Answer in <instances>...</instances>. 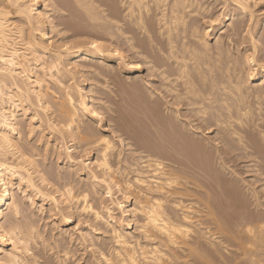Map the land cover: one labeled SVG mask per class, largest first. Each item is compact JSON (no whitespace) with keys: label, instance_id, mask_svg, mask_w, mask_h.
Returning a JSON list of instances; mask_svg holds the SVG:
<instances>
[{"label":"bare ground","instance_id":"obj_1","mask_svg":"<svg viewBox=\"0 0 264 264\" xmlns=\"http://www.w3.org/2000/svg\"><path fill=\"white\" fill-rule=\"evenodd\" d=\"M212 1L217 15L203 0H0V264H81L84 254L92 259L90 264H264V40L260 36L263 42L257 46V36L247 26L246 21L254 18L248 0ZM231 7L235 14L230 16ZM220 16L231 17L234 24L227 36L230 42L214 34L211 45V28L221 23ZM198 20L207 22L201 27ZM240 30L248 33L249 39L244 38L245 43L250 41V53L236 57L229 48L243 45V39L241 44L237 41ZM143 69L156 79V87L145 78L147 73L142 75ZM106 77L114 89L106 102L118 106L113 110L114 119L119 116L122 121L117 127L119 132L127 130L131 136L125 137L132 142L122 141L117 122L112 126L102 112L106 102L96 88ZM49 83L61 95L54 97L55 104L52 100L54 106L46 100L55 94L47 96L46 91L52 90ZM34 102L45 114L50 112L52 122L42 120L61 146L51 145L43 136L32 146L42 139L45 149L50 144L57 156L63 147L65 165L71 170L82 165L78 171L105 186L110 199L113 184L121 201L115 196L110 206L102 207L107 198L101 203L102 193L94 182L78 189L74 180L82 177L74 175L73 180V172H57L54 180L50 168L38 169L37 158L43 157L39 146L37 152L28 146L31 143L23 148L16 144L20 140L14 141L13 135L20 136L24 125L16 118L33 106L36 113L39 104ZM160 111L162 119L157 116ZM34 114L23 122L29 136L35 130L40 135L45 131L41 122L33 124ZM142 136L148 143L138 142ZM65 138L79 156L69 153ZM24 147L30 151L21 150ZM127 147L131 155L121 156ZM94 150L96 158L77 161ZM131 171L136 175L129 180ZM189 180L196 187L193 191L199 190L202 216L192 203L183 201L185 193L196 194L185 188L192 187ZM156 191L161 196H153ZM57 194L68 214L59 216V221L55 215V222L68 227L76 221V226L84 216L95 226L79 236H73L70 228L58 232L61 238L54 231L44 235L39 223L25 213L24 203L31 208L36 205L33 198L38 199L42 210L44 203L58 202ZM103 209L107 217L100 215ZM114 210L120 217L111 216ZM133 228L139 238L131 233ZM102 232L109 236L105 238L109 244L102 242ZM231 245L239 250L232 257Z\"/></svg>","mask_w":264,"mask_h":264},{"label":"rangeland","instance_id":"obj_2","mask_svg":"<svg viewBox=\"0 0 264 264\" xmlns=\"http://www.w3.org/2000/svg\"><path fill=\"white\" fill-rule=\"evenodd\" d=\"M205 1H206L207 3L209 2L208 4H210V6H212L211 8H212L213 10H215V11H213V10H212V11L217 15V14H218V9H217V8L215 9L216 4H215V3L213 4V1H212V0H203V2H205ZM211 2H212V3H211ZM229 4H230V3H228L227 6H228ZM248 4H249V6H250L251 11L253 12V17H254V18L251 19V21H246V22H247V26L249 25L248 27H249V29H250V33H251L252 30H253V32H252L251 34H253L254 37L257 36V38H256V45H257V46H260V44H261L260 42H263V40H264V0H261V1H260V0H248ZM231 9H232V7L230 8V12H231V13L229 14V12H228V15H230V16L235 14L234 11H233V14H232V10H231ZM233 9H234V8H233ZM234 10H235V9H234ZM222 11H223V10H222ZM223 13H225V10L223 11ZM245 17H246V16H245ZM196 18H198V17H196ZM221 20H222V21H221ZM231 20H232L231 17H224V18H223V16H220V21H219V22H221V23H217V22H216V24L214 23L215 25H213L212 28H211L212 32L214 31L213 34H211V37H210V43H211V45H213L212 43L214 42V41H213V39H214V34H216V36H221L223 42H225V43L230 42V40H227V39H228L227 36H228V34H229V36L231 35V27L234 26V24H231ZM15 21L17 22L16 19H15ZM204 21H205V23L207 22V20H204ZM204 21H199V20H198V21H197V22H198L197 24H198L199 26L203 27V26H204L203 24H205ZM246 22H245V23H246ZM248 22H249V23H248ZM17 23H18V22H17ZM218 24H219L220 26H219ZM251 24H252V25H251ZM261 24H263V25H261ZM198 25H197V26H198ZM245 25H246V24H244L243 26H245ZM253 25H254V26H253ZM199 26H198V27H199ZM247 26H245L244 29H246ZM256 26H257V27H256ZM215 27H216V28H215ZM220 27H222V29H221V30H218V28H220ZM213 28H215V29H213ZM251 28H252V29H251ZM253 28H255V29L257 28L256 31H255V29H253ZM244 29H242V30H244ZM247 29H248V28H247ZM242 30H240V32H241L242 35L238 38L239 40H237V41L240 42V43H238V42H237V43H238V44H241V43L244 41V43H242L243 45H240V46H239L240 48L238 47L237 49H235L236 46H235L234 48H232V45H231L230 48H229V50H231V52H233V53L236 54V55L238 54L236 57H238V56L240 57V55H242L243 53H245V52L250 48V47H249V46H250V41H249V43H245V41H247V39H249V38L247 37V36H248V33L246 32V30L243 31V32H242ZM217 31H218V32H217ZM244 32H245V33H244ZM209 33H210V31H209ZM256 33H257V34H256ZM259 33H260V34H259ZM254 34H255L256 36H255ZM246 35H247V36H246ZM258 35H259V37H258ZM242 36H243V37H242ZM244 36H245V38H247V39H245ZM260 36L263 37V40H261V41H259L260 39H262V37H260ZM249 37H250V36H249ZM212 38H213V39H212ZM225 39H226V41H225ZM240 39H241V40H240ZM242 39H243V41H242ZM247 42H248V41H247ZM257 43H258V44H257ZM245 44H246V45H245ZM248 44H249V45H248ZM244 45H245V46H244ZM243 46H244V47H243ZM243 48H244V49H243ZM245 48H246V50H245ZM232 49H233V51H232ZM234 49H235V50H234ZM234 51H235V52H234ZM26 53H27V52H26ZM249 53H250V50L247 51L245 54H248V55H249ZM30 64H32V63H30ZM30 64H29V65H30ZM99 65H100V64H99ZM99 65H98V66H99ZM28 68H29V66H28ZM142 73H143L142 75L145 76V74H146L147 72H146V71L144 72V69H143V70H142ZM259 74H260V73L258 72V75H259ZM76 77H77V78H76ZM76 77H75L74 80L76 81L77 86H78L79 88H82V80H81L80 78H78V76H76ZM121 77H122V76H121ZM146 77H148V73L146 74L145 78H146ZM106 78H107V79H106ZM106 78H105V81H106L107 83H106L105 81H103V80H100V79H102V78H100V79L98 80V82L100 81V82L98 83V86H99V84H100V86H99V87L97 86V88H96V91H97L96 93L100 94L99 92L102 91L101 93L104 94V96L101 95V96H103V97H102L103 100L105 99L104 102H106L107 99L109 100L110 98H113V95H112L113 92H110V91L114 90L113 87H112V85H109L110 81H107L109 78H108V77H106ZM148 78L151 79V80H150V81H151V82H150L151 85H154V86L156 87V84H155L156 82H155V83L153 82L154 80L156 81V79H154V77H152V76H151V77L149 76ZM148 78H147V79H148ZM148 80H149V79H148ZM148 80H147V81H148ZM75 81H73V84L75 83ZM78 81H81V82H78ZM102 81L105 82V84H106L107 86H106L104 83L101 84ZM77 82H78V83H77ZM70 83H71V82H69V84H70ZM79 83H80V84H79ZM88 84H90V82H89ZM252 84H253V86H254V85H256V84H259V82H258V83H257V82H256V83L253 82ZM51 85H52V87H51ZM70 86H73V85L71 84ZM101 86H103V88H105V89H102ZM105 86H106V87H105ZM48 87H50L52 90H53V89H54V90H53V91L51 90V91H49V93H48V90H50V89H48V90L46 91L47 96H49V94H50L51 92H53V93L58 92V93L60 94L59 90H56L57 88L54 87V85H53L52 83H49V84H48ZM53 87H54V88H53ZM98 88H99V89H98ZM55 90H56V91H55ZM103 90H104V91H103ZM98 91H99V92H98ZM58 93L52 94V96H51V94H50V96H51L50 99L47 97L46 100H47L48 104L54 106V104H55V103H54V102H55V99H58V98H59V95H57ZM54 95H56V96H54ZM54 97H56V98L54 99ZM106 97H107V98H106ZM60 98H61V95H60ZM60 98H59V99H60ZM53 99H54V100H53ZM52 100H53V102H52ZM108 100H107V101H108ZM49 101H50V102H49ZM110 101H111V100H110ZM51 102L54 103V104H52ZM91 103H93V102L91 101ZM109 103H110V102H109ZM109 103L106 102L105 105H104L105 108H104V107L102 108V112H105V113H103V114H104V116L106 117V120L109 119V120H110V121H109L110 124L112 123L111 125L114 126V127H115V124H114V123L117 122V123H116V127H115V129H117L116 131H118V133L121 134V139H122V141L126 139L124 142H127V141L132 142V139H127V138L125 137V136H127V137L129 138V135L131 136V134H129V133L127 132V130L123 131V129L119 132V127H117V124H119L120 122L122 123L121 120L119 121V119H120L119 116L116 115V116L118 117V119H117V120L114 119V118H116V117H115V113H113V110H115L116 108H118V106H116L115 104L112 105V104H109ZM36 104H37V103L34 102V105H35L36 107H37L38 104H39V106H38L39 108H38V107H37L38 109L36 108V110H38V111H36V113H35V110H34L35 107L33 106V110H34V111L32 110V107H31V108L29 109V111L26 112V114L24 115V117H21V116H22L21 113H20L21 115H18V116H17L16 120L18 119L19 121H21V124H24V125L21 126V128H22L21 130H20V125H19V128H18V129H19L20 131H18V133H19L20 136H18L17 133L14 134V135H13V140H14V141H15V140H20V142L22 141L23 143H22V142L20 143V142H17V141H15V142H16V144H18V145L21 144L20 146L23 148L22 145H24V144L26 145V143L29 144V143H31L33 140L35 141L36 138L39 139L40 137L42 138V136H43V139H44V137L48 138V140L50 139V140H49L50 144H51V145H54V146L57 147V148H59L58 145L60 144V146H61V140H60V138H58V136L55 135V134H52V135L50 134V135H49L50 132L47 131V130H48L47 127H46V122H48L47 120H49V121L52 122V118H50V116H49V115H50V112L46 113L47 115L49 114V115H48L49 117H48V116L45 114V112H44L42 109H40V108H41V107H40V103H38L37 105H36ZM93 104H95V103H93ZM93 104H90V105L93 106ZM107 104L110 105L109 109H106V107L109 106V105H107ZM91 106H90V108H91ZM119 106H121V105H119ZM88 108H89V107H88ZM105 109L108 110V112H107ZM30 110H32V111H30ZM103 110H104V111H103ZM111 110H112V111H111ZM117 110H118V109H117ZM161 110H163V107H161ZM39 111H40V113H39ZM110 111H111V112H110ZM119 111H120V110H119ZM41 112H42V113H41ZM27 113H28V114H27ZM30 113H31V115H30ZM34 113H35L36 115H39V116L42 115V116H40V117L38 116V118H37V117H35L36 115H35ZM38 113H39V114H38ZM120 113H121V112H120ZM33 114L35 115V116H34L35 121H34L33 124H35V125L37 126V125L41 122V123L43 124V125L40 124V126H41V130L44 129V130H45V131H44L45 133L43 132V134L40 135L39 132H38L39 130H35V132H34V133H31V135L29 136V134H30V133L28 132L29 128L27 127L28 124L26 125V123H28V122H27V121H28V116L30 117V116H32ZM160 114L163 115V111H162V113H161V111H160V113H157V116L160 117ZM43 116H44V117H43ZM162 117H163V116H162ZM162 117H160V118L162 119ZM47 118H49V119H47ZM20 119H21V120H20ZM38 119H39V120H38ZM42 119H44L46 122H45L44 120H42ZM50 119H51V120H50ZM18 120H17V121H18ZM26 120H27V121H26ZM43 121L45 122V124H44ZM23 122H26V123H23ZM35 122H36V123H35ZM37 122H39V123H37ZM118 122H119V123H118ZM18 123L20 124V122H18ZM49 123H50V122H49ZM43 126H44V128H43ZM118 126H119V125H118ZM24 127H25V129H23ZM45 127H46V128H45ZM27 128H28V129H27ZM26 129H27V130H26ZM26 131H27V132H26ZM46 131H47V132H46ZM20 132H21V133H20ZM121 132H122V133H121ZM126 132L128 133L127 135H126ZM27 133H29V134H27ZM95 133H97V134H96V136H97V135H98V131L95 130ZM123 133H125V134L123 135ZM189 133H190V132H189ZM22 134H23V135H22ZM24 134H25V136H24ZM26 134H27V135H26ZM36 134H37V135H36ZM38 134H39V135H38ZM54 135H55L56 137H55ZM16 136L19 137V138L17 139ZM22 136H24V137H23L24 139H22ZM26 136H27V137H26ZM15 137H16V138H15ZM137 137H139V136H137ZM145 137H146V136H144V137L142 136L143 139L141 138L143 142H142V141H138V142L142 144V143H144V142L147 141V143H148V140H145ZM130 138H132V137H130ZM139 138H140V137H139ZM21 139H22V140H21ZM38 139H36V141H37ZM56 139H57V140H56ZM136 139H138V138H136ZM146 139H147V138H146ZM65 140H66V141H65V144H67V143L69 142V143L67 144V145H69V146L66 145V147H68L69 150L71 151V152H69V153L73 154L72 156H75V157H76V155L79 156V155H80L79 153H76V154H75L76 151L73 152V147H72L73 145H72V142H70V141L68 140V138H67V139L65 138ZM34 141H33V142H34ZM36 141H35V142H36ZM53 141H54V142H53ZM58 141H59V142H58ZM115 141H116V143H117V147H118V146L120 145L119 142H118L119 139L116 138ZM33 142H32V143H33ZM38 142H39V140H38ZM138 142H137V143H138ZM32 143H31V145L29 144L28 146H31V147H33V148L39 146V147H37V148L39 149V152L43 151V153H41V155H43V157H41V158H42L41 161H39V160H40L39 157L37 158V162H38V166H39L38 169H39V170L41 169L42 171H43L44 169H47V170H48V168H50L51 170L53 169L52 173L49 171L50 169L48 170V173H49V174H53V173H55V177H53V175H50L51 177H53L54 180L56 179V174H57V172H60V173H62V174H64V173H65V174H71V173L73 172V173L71 174L73 180H74V175L77 176V178H80V176L82 177V179H81V178H80V179H76V178H75V180H74V187L77 186V185H80V186H78V189H83V188H85L84 186H87L86 184L89 185V182H90V184L94 182L93 185L95 184V186H96L95 189H96L100 194L102 193V195H101V199H103V200H101V203L104 201V199L107 198V199L105 200V202H103V203L101 204V206L104 205V204H105V206H106V205H109V206H110V202H111L110 200H111V199H112V200H117L118 196H119L118 201H119V200L121 201V199H123V197H122L121 195H119L120 193L117 192V189L115 190L116 187H115L112 183H111V184H112V186H111L112 189H111V187H109V190H110V189L113 190V191H110V194H111L110 196H112V197H111V199H110V197H106L105 194H106L107 191L105 190L106 188H105L104 185H103L104 187H102V184L100 185L97 181H92V180L90 181V180L87 178L86 174H84L83 172H79V171H78L79 169H80V171H82V165L78 164V165L75 166L76 168H75V167L72 168V169L75 168L74 170H76V171L78 172V174L76 173V171L71 170V167H69V165H65V164H64L65 161H64V159H63L64 156L61 157L62 154H63V153H61V152L63 151V147H60V150H61V148H62V150H61V151L59 150V152H58L59 155L57 156V155H56L57 152L54 151V148H52V147L49 148V147H50V144H49V146H47V149H45V144L43 143V140H42V139H41V143H40V144H39V143H38V144L36 143L35 146H32ZM42 143H43V144H42ZM54 143H55V144H54ZM34 144H35V143H34ZM144 144H145V143H144ZM20 146H19V147H20ZM43 146H44V149H43ZM54 146H53V147H54ZM62 146H63V145H62ZM120 146H121V145H120ZM120 146L118 147V149L121 148ZM26 147H27V146H26ZM31 147H30V148H31ZM22 148H21V150H23V151H30V150H31L29 147H27V149H30V150H26L25 147H24L25 150L22 149ZM48 148L50 149V152H49V149H48ZM70 148H71V149H70ZM35 149H36V148H35ZM38 149H36L37 152H38ZM122 149H123V151H122L121 156H123V152H124V154L126 153L125 155H127V156H130V155H131V154H129L130 150H129L128 147H127L126 149H125V148H122ZM124 149H125V150H124ZM45 150L48 151V152H46ZM52 150H53V153L51 154ZM44 151H45L46 153H45ZM94 151H95V150H94ZM125 151H127V152H125ZM55 152H56V153H55ZM77 152H79V151H77ZM48 153H50V154H48ZM94 153H96V151H95V152H92V153H91L92 155H84V154H86V153H84L83 155L81 154V155H82V159L77 160V161H78V162H79V161H82V160H85V161H86L87 157H89L90 160H91L92 158H96V155H97V154L94 155ZM53 154H54V156H53ZM74 154H75V155H74ZM87 154H88V153H87ZM128 154H129V155H128ZM50 155H51V156H50ZM55 155H56V158H55ZM63 155H64V154H63ZM44 156H45V157H44ZM84 156H85V157H84ZM86 156H87V157H86ZM57 157H58V158H57ZM60 157H61V158H60ZM115 157H116V154H115ZM43 158H45V160H43ZM59 158H60V159H59ZM120 158H121V157H120ZM58 159H59V160H58ZM113 160H114V158H112V162L115 163V161H116L117 159L114 160V161H113ZM62 161H63V162H62ZM85 161H84V162H85ZM127 161H128V160H127ZM40 162H42V163H40ZM60 162H61V163H60ZM82 162H83V161H82ZM39 163H40V164H39ZM43 163H44V164H43ZM79 163H80V162H79ZM166 163H167V162H166ZM42 164H43L44 166H43ZM168 164H169V163H168ZM40 165H41V166H40ZM79 165H80V168L77 167V166H79ZM122 165H123V164H122ZM126 166H127V165H126ZM126 166H125V167H126ZM43 167H44V168H43ZM47 167H48V168H47ZM128 167H129V166H128ZM60 168H61V169H60ZM78 168H79V169H78ZM89 168H90L91 170L93 169V171H94V173H95V170H96V169L92 168V166H90ZM56 169H57V171L55 172ZM128 169H129V170H128ZM83 170H84V169H83ZM91 170H89V171H91ZM127 170L130 171V170H132V169H130V167H129V168H127ZM84 171H85V170H84ZM93 171H92V172H93ZM66 172H67V173H66ZM69 172H71V173H69ZM96 172L99 174L98 170H97ZM131 172H132V171H131ZM131 172H129L131 175L128 174V175L131 176V177L128 176V177H129V178H128L129 180H132L131 178H134V175H136V173H134V172L131 173ZM74 173H75V174H74ZM97 173H96V174H97ZM133 174H134V175H133ZM83 175H84V176H83ZM78 176H79V177H78ZM150 176H151V174H150ZM35 179H36V177L34 176V181H35L36 184H38V183L36 182L37 180H35ZM83 179H84V182H82V183H83V184H82L81 181H83ZM151 179L153 180L154 178H151ZM151 179H150V180H151ZM157 179H158V178H157ZM54 180H50V182L53 181V182H51L53 185L55 184V183H54ZM76 180H78V181H76ZM150 180H148V181H150ZM152 180L150 181L151 183H152V182L154 183V182L158 181V180H156V179H155L154 181H152ZM159 180H160V179H159ZM190 180H191V179H190ZM190 180L188 181V182H189L188 185L190 184V186L192 185V187L185 186V188H186L187 190H189V191L192 190L193 193H194V192L196 193V194L193 195V196H191V195H192L191 192L188 194V196L194 197L195 199H193V198L190 197V200H189L187 194L185 193V196H186V197H185V196L183 197V201H184L185 204H186V203H187V204L190 203L189 206H192V205H193V206H194V207L192 206V208H194L193 210H195V211L198 210L197 212H200V213H201V214H199V216H202V213L205 212V210H204V206H203V202L200 200L201 196L197 195V192H196V191H199V190L196 189V190L193 191V187H194L193 184H194V183L191 182V183H192V184H191V183H190ZM247 180H251V179H250V178H247ZM75 181H76V182H75ZM86 181H87V182H86ZM181 181H182L181 183H183L184 185L186 184L184 180H181ZM191 181H192V180H191ZM77 182H78V183H77ZM80 183H81V184H80ZM84 183H86V184H84ZM96 183H97V184H96ZM134 183H135V182H134ZM157 183H159V182H157ZM76 184H77V185H76ZM81 185H84V186H82V188H81ZM135 185H136V183H135ZM137 185H138V184H137ZM55 186H57V185L55 184ZM99 186H100L101 188H99ZM109 186H110V184H109ZM97 187H98V188H97ZM113 187H115V188L113 189ZM137 187H140V189L143 188V187L140 186V185L137 186ZM87 188H88V186H87ZM102 188L105 190V192H104V190H103ZM188 188H189V189H188ZM191 188H192V189H191ZM194 188H196V187H194ZM52 189H53V187H52ZM52 189L50 188L49 190L52 191ZM76 189H77V187H76ZM100 189H102L103 191L100 190ZM181 189H182V188H181ZM141 190H142V189H141ZM100 191H101V192H100ZM181 191H182V190H181ZM15 192H16V193H15ZM111 192H112L113 194H112ZM116 192H117V193H116ZM14 193H15L16 195H19V192H18L16 189H15ZM104 193H105V194H104ZM156 193H158V191H156V192L154 193L153 196H155V195H156V196H161V195H160V194H161L160 192L158 193L159 195H157ZM103 195H104V196H103ZM113 195H114V197H113ZM151 195H152V193H151ZM19 196H20V197H23L22 195H19ZM115 196H116L117 198H116ZM120 196H121L122 198H121ZM89 197L93 198V199L90 198L91 201L94 200L93 202H91L92 205L96 204V203H95L94 196L91 194ZM102 197H105V198H102ZM197 197H199V198H197ZM55 198H56V200L58 199V202L56 203L57 206H56V204L52 205L50 202H47V204L44 203V204L42 205V208H43L42 210H41V208L39 207V206L41 205V204H40L41 202H40L38 199H34V198H33V201H34V203H35L36 205L33 206V207H31V208H30V206H28V205H30V204L27 203V205H26V202H25V201H24L25 203L23 202V203H24V207H25V206L27 207V208H26V207L24 208L25 210L27 209V211H26L25 213H26L27 215H29V216H32L31 219H32L34 222L37 221V222L39 223V224H38V223L36 222V223L38 224L39 230H42V232L44 233V235L46 234V236H47V233H48V236H50L49 234L52 233L51 231H54V233H52V234H53V235L57 234V235L60 236V238H61L63 235H59V233L61 234L62 231L64 232L65 230H67L68 228H70V230L72 229V231H71L72 234H73L74 232L76 233V234L74 233L75 235L73 234V236H76V235L79 236V235H81V234H85V232L87 233L89 230L92 229V226H93V227L95 226V224H94V225L92 224L93 221L91 220V218H85L84 216L81 217L80 222H78L79 225L77 224L76 226H74L75 223H76V221H74V223H72V224L69 225L68 227H64V226H62V225L60 224L61 221L58 222L59 224H58L57 222H55L56 220L59 221V219H57L59 216L62 217V215L66 216V215L68 214V211L66 210V206H63V205H65V204H63V202H61V201H63V199H61L62 197H61V198L58 197V194H57V195H55ZM108 198H109V199H108ZM113 198H114V199H113ZM165 198H169V199H170L169 196H166ZM184 198H185V199H184ZM186 198H187V200H186ZM60 199H61V201H60ZM107 200H108V202H107ZM195 200H197V201H195ZM198 200L200 201V203H201V202H202V203L199 204ZM166 201L168 202L167 199H166ZM187 201H188V202H187ZM189 201H193V202H189ZM194 201H195V204H194ZM59 202H61V203H59ZM196 202H197V203H196ZM58 203H59V206H60V207L58 206ZM191 203H192V205H191ZM50 204H51V208H52V209L49 208V207H50ZM198 204H199V205H198ZM165 205H166V207L168 206V204H165ZM53 206H54V208L56 209V211H54L55 209L53 208ZM61 206L64 207L65 210H64ZM94 206H95V205H94ZM96 206H98V205H96ZM96 206H95V207H96ZM105 206H102V207H105ZM196 206H197V207H196ZM28 207H29V208H28ZM198 207H200V208H198ZM201 207H202V208H201ZM59 208H62L64 211H63L62 209H59ZM197 208H198V209H197ZM49 209H50V211H49ZM199 209H202V210H199ZM31 210H33V211H31ZM39 210H40V211H39ZM47 210L49 211L50 216H48V211H47ZM51 210H52V211H51ZM203 210H204V211H203ZM41 211H42V212H41ZM61 211H62L63 214H61ZM99 211H100V212H99L100 215L103 216V217H107V216L109 215L108 212H107L106 210L104 211V209H103V210H99ZM190 211H191V210H190ZM29 212H30V214H28ZM56 212H57V214H56ZM102 212H104L105 216H104V214H103ZM112 212H113L114 214L111 213V216L114 215L113 217L116 216V218L120 217L118 213L116 214L117 211L114 210V211H112ZM54 213H55V214H54ZM64 213H65V214H64ZM83 214H84V213H83ZM83 214H82V215H83ZM51 215H52L53 217H52ZM55 215H56V220H55ZM117 216H118V217H117ZM51 217H52V218H51ZM60 217H59V218H60ZM33 218H34V219H33ZM49 218H50V220H52L54 223H53L52 221H50ZM83 218H84V220H85V219L87 220V222L85 221L86 223H88V221L90 220L89 223H88L89 225H86V223L83 222L84 225H85V228H86V229L84 228L83 223H81L82 221H84V220H82ZM60 220H62V219L60 218ZM81 220H82V221H81ZM123 220H124V219L122 218V222H123L122 224L125 225L127 220H126V218H125L124 221H123ZM201 220L204 222L205 219L202 217ZM90 222H91V223H90ZM56 223H57V225H56ZM80 223H81V224H80ZM93 223H95V222H93ZM54 224H55L56 226H58V225H59V226H58V227H54ZM52 225H53V226H52ZM98 225H101V223H98ZM234 225H235V224H234ZM40 226H41V229H40ZM79 226H80V227H79ZM87 226H88V227H87ZM59 227H60V228H59ZM78 227H79L80 229H78ZM90 227H91V228H90ZM195 227H196V226H195ZM231 227L233 228L234 226H231ZM241 227H242V225H241ZM241 227L239 226L238 228L241 229ZM51 228H52V229H51ZM56 228H57V229H56ZM58 228H59V229H58ZM61 228L64 229V230H62ZM76 228H77V229H76ZM88 228H90V229H88ZM234 228H235V227H234ZM236 228H237V227H236ZM238 228H237V230L240 231ZM73 229H74L75 231H74ZM196 229H197V227H196ZM198 229H199V228H198ZM198 229H197V230H198ZM55 230H56V231H55ZM60 230H61V231H60ZM68 230H69V229H68ZM76 230H79L80 232L82 231V232H84V233H82V232H81V233H80V232L78 233V231H76ZM87 230H88V231H87ZM102 230H103V227H102ZM197 230H196V232H197ZM132 231H133L135 234H134ZM50 232H51V233H50ZM58 232H59V233H58ZM136 232H137V231H135L134 228L131 230V233H133V235H134L135 237H137V236L139 235V233L136 234ZM103 233H104V232H102V234H103ZM98 234L101 235L99 232H98ZM103 235H104L105 237H103L104 239L101 237L102 242L105 240L103 243L109 244L110 241L106 240V239H109V238H108L109 236L106 235L105 233H104ZM235 236H236V235H235ZM105 238H106V239H105ZM137 238H139V236H138ZM243 240H244V239H243ZM243 240H242V241H243ZM107 241H108V242H107ZM143 242H145V241H142V240H141V243H142V244H145V243H146V242H145V243H143ZM233 246H234V247H233ZM233 246H232V245L229 246V247H230L229 250H230V252H231V253H230L231 256H230L229 254H227L226 252H224L223 250H221V249H220V253H222V254L225 253V254H223V255H225L226 257H227V256L232 257V256H233V253H235V254L237 253V254H238V253H239V252H238L239 250H238L237 246H236V247H235V245H233ZM229 247H228V248H229ZM80 250H81V249H80ZM165 251H167V250L165 249ZM222 251H223V252H222ZM234 251H235V252H234ZM236 251H237V252H236ZM80 252H81V251H79L78 254H80V255L83 254V253H82L83 251H82L81 253H80ZM86 253L88 254V252H86ZM85 255H86V254H84L83 257L81 258V259H83L85 262L82 260V261H81V264H82V263H83V264H86V263H87V264H90V263H88V262H91L92 259H89V258H90L89 255H86V256H85ZM84 258H85V259H84ZM86 258H88L89 260L87 259V261H86ZM79 264H80V263H79Z\"/></svg>","mask_w":264,"mask_h":264}]
</instances>
